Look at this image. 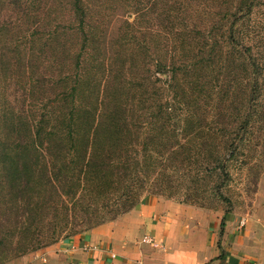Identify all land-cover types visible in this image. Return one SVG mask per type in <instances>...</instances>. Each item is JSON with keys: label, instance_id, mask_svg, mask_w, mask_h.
Returning <instances> with one entry per match:
<instances>
[{"label": "trees", "instance_id": "1", "mask_svg": "<svg viewBox=\"0 0 264 264\" xmlns=\"http://www.w3.org/2000/svg\"><path fill=\"white\" fill-rule=\"evenodd\" d=\"M88 2L0 0V264L55 243L67 228L76 233L83 227L89 230L115 220L141 203L148 189L146 176L151 173L148 168L158 157L150 153V140L140 144L142 124L118 123V115L110 112L107 94L114 87L124 86L125 80L122 84L118 81L119 63L111 62L113 56L109 54L111 46L106 33L94 36L90 18L96 8L92 9ZM254 6L255 0H244L236 11L231 10L224 19L222 15L219 22L222 27L228 23L226 41L234 48L233 55L237 50L236 56L253 68L249 106L236 114L234 134H224L212 124H199L202 126L197 129L193 124L185 125L187 133L207 130L215 139L225 135L220 144L229 151L230 158L235 157L244 141L259 87L253 44L245 35L246 44L235 37L238 21L243 19L245 25ZM61 12L64 14L60 15ZM4 34L8 39L2 42ZM99 47L106 54L97 66L101 67L102 76L94 85L99 91L93 99L106 91L108 103L103 97V104L97 100L87 105L79 94L89 87L87 79L96 58L89 67H83L87 54ZM215 52L210 48V54ZM129 60L134 61L131 55ZM203 60L217 64L214 59ZM155 63L168 72L166 62L157 57ZM179 63L174 59L170 65L174 69ZM198 63H192L191 67L197 69ZM121 65L122 72L125 61ZM133 70L130 72L136 77ZM177 72V69L172 72V79H177ZM4 81L7 100L1 104L6 91ZM169 109L173 107L166 109L158 103L157 115L162 116L163 124H155L154 128L161 129L168 123ZM207 142L195 147L183 144L190 154L189 165L201 155L203 147L211 144ZM218 147L205 166L201 164V169H205V179L220 171L219 180L209 186V191L214 198L230 205L231 199L223 188L231 175L227 157L221 158L218 153L221 145ZM140 152L144 153L142 157ZM182 163H186L184 159ZM227 213L230 212L226 211L221 222V234L229 218Z\"/></svg>", "mask_w": 264, "mask_h": 264}, {"label": "rangeland", "instance_id": "2", "mask_svg": "<svg viewBox=\"0 0 264 264\" xmlns=\"http://www.w3.org/2000/svg\"><path fill=\"white\" fill-rule=\"evenodd\" d=\"M243 1L89 0L88 4L92 9L94 7L97 9L90 18L94 25V36L106 33L111 46L109 54L113 56L111 62L119 63L118 81L122 84L125 80L124 86L114 87L107 94L110 112L115 111L118 115L116 118L118 123L136 121L137 124H142L144 129L140 144L146 139L150 140V153L158 157L148 168L151 172L146 176L148 189L143 193L141 202L148 193H151L155 198L181 204L196 207L206 205L202 208L217 213L219 218L229 211L227 214L234 221L235 236L249 239L252 246L263 248L264 0H255L251 18L247 19L245 25L242 23L243 19L238 21L235 33V37L243 40L244 44L247 43L246 39V43L243 39L244 35L248 42L253 44L252 52L257 64L256 75L260 78L256 97L252 102L253 117L237 154L230 158L229 151L220 144L225 135L215 139L207 134V130L198 134L196 131L187 133L185 130L186 124H193L194 129L202 126L199 124H212L224 134H234L236 114L249 106L248 95L251 91L253 68L236 56L237 50L233 55L234 48L226 41L229 36L228 23L224 27L219 23L225 14L231 10L236 11ZM62 14L64 12L60 15ZM5 39L8 38H5L4 34L2 42ZM77 43L80 44L79 41ZM210 48L216 52L210 54ZM220 52L225 55L221 56ZM104 54H106L104 48L99 47L86 56L83 68L89 67L93 58L97 60L94 67L91 65L93 71L87 79L89 87L82 89L79 94V99H83L87 105L97 100L103 104V97L108 103L106 91L100 92L99 98L93 99L99 91L94 85L101 81L102 76L101 67L97 66L99 61L105 58ZM129 55L132 56L133 62L129 60ZM157 57L167 63L168 72L157 67L155 63ZM173 58L178 63L181 62L175 65L174 69L170 65L174 62ZM203 59L206 61L214 59L217 64L202 62ZM124 61L126 65L121 72L120 66ZM195 62H199L197 69L191 67ZM131 69L136 71V77L130 72ZM175 69L179 70V73L177 72V79L174 80L172 72ZM133 78H136L134 87ZM2 84L7 86L5 81ZM83 94L88 97H83ZM6 100L7 87L2 95L1 104ZM158 103H162L166 109L168 106L173 107V110L169 109L171 113L168 123L161 129L154 128L155 124H163L162 116L157 115ZM202 115L205 116L204 120L200 119ZM135 140L137 142V138ZM206 141L211 144L203 147L201 155H197L198 158L189 165L187 157L190 154L183 144L189 143L195 147L199 144L205 145ZM165 142L167 143L164 146ZM218 145H221L218 152L221 158L227 157V167L231 175L228 184L223 188V193L231 199L230 205L219 198H214L209 191V186L219 180L220 171H216L213 178L205 179V169H201V164L205 166L207 158H212V151L215 152L216 146L217 153ZM143 154L140 152L139 156L142 157ZM183 159L186 163H182ZM50 201L59 203L57 199ZM243 219L245 224L242 226ZM69 224L71 228L72 223ZM86 229L83 227L73 233L67 228L56 242L87 231Z\"/></svg>", "mask_w": 264, "mask_h": 264}, {"label": "crops", "instance_id": "3", "mask_svg": "<svg viewBox=\"0 0 264 264\" xmlns=\"http://www.w3.org/2000/svg\"><path fill=\"white\" fill-rule=\"evenodd\" d=\"M146 196L130 211L6 264H264L263 248L235 236L234 221ZM150 235L154 244L143 241ZM88 247V248H86Z\"/></svg>", "mask_w": 264, "mask_h": 264}, {"label": "built area", "instance_id": "4", "mask_svg": "<svg viewBox=\"0 0 264 264\" xmlns=\"http://www.w3.org/2000/svg\"><path fill=\"white\" fill-rule=\"evenodd\" d=\"M244 224H245V220L243 219L241 221V225L243 226ZM143 241L146 242V243H150V244H154L155 243L153 238L150 235H145L144 238H143ZM86 248H88V247H86ZM251 264H257V263L252 262Z\"/></svg>", "mask_w": 264, "mask_h": 264}]
</instances>
